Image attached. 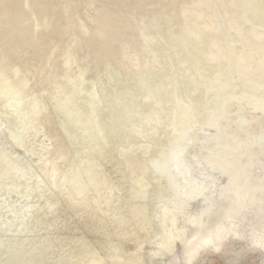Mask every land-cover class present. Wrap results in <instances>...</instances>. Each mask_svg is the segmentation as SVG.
<instances>
[{
	"label": "bare ground",
	"instance_id": "obj_1",
	"mask_svg": "<svg viewBox=\"0 0 264 264\" xmlns=\"http://www.w3.org/2000/svg\"><path fill=\"white\" fill-rule=\"evenodd\" d=\"M87 1L90 0H0V39L5 40H0L5 44L0 42L5 47L0 48V101L5 111L8 108L5 88H12L18 95L29 85L31 78L40 82L45 79L46 83L52 81L43 75L47 70V60L62 47V43L68 44L64 40L58 42L55 37L63 34L64 38L65 33L70 34L86 49L91 48V41L98 37L99 45L93 44L88 55L94 54L99 58L101 71L96 82L105 84L121 70L114 66V57L118 55L135 61L140 53H129L132 46L138 44L137 36L156 31L158 36L149 44L160 46L169 53V58L161 56L165 58L160 65L162 70L169 68L164 79L154 81L153 75L158 70L148 69L132 77L126 85L117 84L109 93L99 91V94L87 96L83 89L85 82L75 84L74 79L60 75L54 81L69 91L70 106L61 115L57 127L53 126L51 118L46 121L59 144L58 149L70 147L72 141L85 140L89 154L108 146V142L114 140L129 121L135 137L136 128L140 126L153 130L147 135L149 140L160 139L163 131L158 132L155 128L156 118L167 106L170 107L169 147L151 163L142 159L139 163L141 178L133 181L140 186L132 197H145L143 193L149 185L145 180L149 174L166 179L172 191V199L154 207L151 216L145 204L137 207L133 214L142 216L140 221H156L158 225L154 236L149 239V264H156V257L168 254L175 264H197L205 255H222L228 240L244 238L235 227V219L247 215V200L264 189V163H257L258 158L264 155V131L249 135L247 131L251 122L242 116L237 119V132L228 134L224 128L228 112L236 103L264 115V0H135V5L131 3L133 8H129L131 4L127 2L129 10L125 11L126 6L124 12L118 7L121 0H99L98 8L90 7ZM81 5L83 9L87 6L97 9L93 19L87 21V14V19L84 18L87 11L83 12L84 17L79 16L77 11L82 9ZM168 8L173 11L169 12ZM201 8L206 9L205 14ZM148 9H155L153 17L139 22L142 24L139 27L134 26L135 12ZM217 10L220 13L215 16ZM195 11H201L209 19L200 15L194 17V22L187 19V14L195 15ZM65 24L70 25L65 29ZM177 24L180 27L175 30ZM38 25L42 28L34 32ZM195 30L202 32L197 40L192 38ZM23 48L24 51H35L37 56L35 53L30 56L32 52L29 51L25 57L21 53ZM9 65L13 66L8 69ZM187 68H194L200 76H191L188 83H183L181 73ZM4 71L8 78L11 74H21V79L13 83L3 75ZM189 88L195 93L189 98L184 97ZM197 90L205 96L211 94L209 100L204 103ZM29 97H21L16 109L7 110L11 121L20 119L19 107L26 110L37 108L40 103L48 105L51 99L50 96L36 94ZM101 100L103 105L100 109L98 103ZM56 102V112L61 113L62 102ZM199 113L203 116L198 125L196 118ZM209 127L214 128L212 134L206 133ZM28 129L24 127L23 131ZM87 129L89 132L85 136L82 132ZM3 137L0 127V183L6 176L20 178L28 169V166L11 165L7 149L3 148ZM191 149L193 162L203 166L200 176L193 175L192 164L187 162ZM131 150L127 146L124 154H130ZM232 156L237 158L233 162L230 160ZM256 170L261 172L258 181L252 177ZM218 177H224L225 182L218 185ZM93 183L90 168L75 173L71 180L76 194H81ZM197 199L201 202L196 203ZM257 215L263 219L264 210L258 211ZM22 224L23 221L18 223V230ZM262 226L261 232L252 234L248 240L251 239L254 246L264 252V219ZM3 229L0 224V234ZM17 234L18 231L6 239L0 237V251L7 261L12 260L17 247L8 248L6 244L13 243ZM36 260L32 257L29 264H37Z\"/></svg>",
	"mask_w": 264,
	"mask_h": 264
},
{
	"label": "rangeland",
	"instance_id": "obj_2",
	"mask_svg": "<svg viewBox=\"0 0 264 264\" xmlns=\"http://www.w3.org/2000/svg\"><path fill=\"white\" fill-rule=\"evenodd\" d=\"M90 1H87L89 6L98 8L100 5L99 0H95L97 3L94 0L91 2L95 3ZM128 1L130 4H134L135 0H124V2L121 0L120 3L123 6L119 3L118 7L120 6L119 9L122 12L128 5ZM83 3L85 4V2ZM123 3L127 4L124 5ZM133 4L129 8H133ZM89 6L83 9V5H81L80 8L84 11L82 13L80 11L82 9L77 11L80 12V14H77L81 17L84 14L83 12L87 11L85 16L87 14L88 19L87 16H83L87 21L93 19L97 12V9ZM128 6L125 11L129 10ZM55 8L56 6H53V9ZM169 9V12L173 11L172 8L167 10ZM205 10V8H201L203 13ZM219 10L215 12V16L220 13ZM201 11H195V15L187 14V19L190 18L194 22V17L200 15L208 20L209 17H204ZM155 13V9L135 12L134 26L139 27L142 25L138 24L139 22L151 19ZM68 25L70 24H65L64 28ZM178 26L180 27L179 24L175 25L174 29L177 30ZM40 28L42 26L38 25L34 28V32H38ZM81 30L84 32L83 28ZM263 31L262 38L264 42ZM16 33L18 34V32ZM69 35L65 33L64 38L63 34L62 37H55L58 42L62 43V40H64L68 44L62 43V47L55 50L54 54L57 55L53 54L47 60V70L44 71L43 75L45 74V78L48 77L52 80L50 81L51 84L47 82L50 86L45 79L40 82L38 79L33 80L31 78L29 85L23 89L21 94L17 95L10 87L5 88V101L8 102L6 111L5 106L0 101V127L4 136L3 148L7 149L11 165H18L21 168L28 166V169L20 178L6 176L0 183V224L4 226L0 237L6 239L8 236H14L18 231L13 243L8 245L9 242H7L6 244L8 248H12L14 245L17 247L13 256V258L15 256L16 258L7 261L2 255V251H0V264H29L32 257L37 259V264H149L151 259L149 239L154 236L158 225L156 221H140L142 216L133 214L137 207L145 204L148 210L147 213L151 216L154 207H159L172 199V191L166 179L149 174L145 180L149 183L143 193L145 197H139V195L132 197L140 186L133 183V181H138L141 178L139 176V163L142 159L151 163L169 147L171 137L168 130L171 119L170 107L167 106V109L156 118L155 128L158 132L163 131L160 139L149 140L147 135L153 130L140 126L136 128L138 138L135 137V133L131 132L129 121L118 132L114 140L108 142V146L103 147V150L101 148L99 151L89 154L87 153L85 140H75L70 142V147L65 146L63 149H58L59 144L51 133L46 119L51 118L53 126L57 127L61 115L70 106L69 91L63 89L62 85L54 81L60 75L68 79H74L73 83L75 84H78L79 81L85 82L83 89L87 96L99 94V91L105 94L111 92L117 84H128L132 77L148 69L158 70L153 75L154 81L164 79L168 75L167 70L169 68L162 70L160 65L165 58H161V56L169 58V53L164 52L160 46L156 47L157 45L149 44L151 39L154 40L158 36L156 31L152 30L145 35H139L137 36L138 44L132 46L129 53L139 52V58L135 61H129L120 58L118 55L115 56L113 64L121 70L116 73L114 79H110L104 84L102 81L96 82L101 71L98 67L99 58L94 54L90 57L88 55V51L93 49V44L94 46L97 43L99 45L98 37L91 41L92 47L86 49L83 43L81 45L80 42L75 41L74 36L70 35L68 37ZM201 35V31L195 30L192 38L197 40ZM60 38L62 39L60 40ZM68 38L70 39L68 40ZM0 40L5 42L3 38ZM160 42H163V40ZM1 43L0 48L5 45ZM63 45H65L64 48ZM20 50L19 52H21ZM22 51H24V48ZM25 51L26 54L21 52L25 57L30 52H32L30 56L35 53L31 49H25ZM34 55L37 56V53ZM156 56H158V59L155 58ZM51 59L54 62L49 63ZM10 66L13 65H9L8 69ZM83 70L87 71L83 72ZM4 73L5 71L3 75L7 77V72ZM191 76H200V74L194 68H187L181 73L182 82L188 83ZM9 77L7 78L15 83L21 79V74H11ZM45 84L47 85L44 86ZM194 93L189 88L184 97L189 98ZM196 93L204 100V103L211 96V94L205 96L201 90H197ZM31 94L50 96L51 99L48 100L47 98L48 105L40 103L37 108L26 110L19 107L20 119L11 121L7 110L16 109L18 100L21 97L29 99ZM49 101H51V104H49ZM56 101L62 102L63 110L61 113L56 112ZM98 105V108L101 109L102 100ZM40 109L41 111H39ZM202 116L200 113L197 115L196 123L198 125L202 121ZM239 116H242L245 121L251 122L247 131L249 135H258L264 131V115L250 110L244 104L236 103L230 108L224 125L228 134L237 132L236 123ZM24 127H29V129L23 131ZM22 131V135L17 137ZM213 131L214 128L209 127L206 133L212 134ZM61 132L59 134H62ZM88 132L87 129L82 133L87 136ZM103 140H100L102 144ZM127 146H130L132 150L130 154L125 155L124 150ZM192 152L193 149L187 156V162L192 164L193 175L200 176L203 166L193 162ZM235 159L237 158L234 156L230 158L231 162ZM257 163H264V155L258 158ZM89 168L94 183L81 194H76L71 186L72 177L75 173L84 172ZM260 175L259 170L252 173L255 181L259 180ZM224 182V177H218V185ZM256 199L257 202L255 203L254 200ZM200 202L201 199L196 200V203ZM262 209L264 210V189L254 198L247 200L245 206L247 215L235 219V227H237L240 234L244 235V238L232 237L226 242L225 253H222V255H205L197 264H264V252L258 247L256 248L251 239L248 240L252 234H257L263 229L264 218L260 219L257 215V212ZM22 221V227L18 230V223ZM155 261L156 264H175L170 254L165 257H156Z\"/></svg>",
	"mask_w": 264,
	"mask_h": 264
}]
</instances>
